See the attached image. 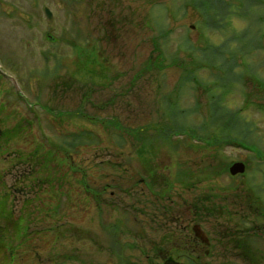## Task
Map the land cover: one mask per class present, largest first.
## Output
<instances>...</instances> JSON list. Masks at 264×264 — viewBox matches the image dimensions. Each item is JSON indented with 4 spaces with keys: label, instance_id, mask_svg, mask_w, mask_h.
Instances as JSON below:
<instances>
[{
    "label": "rangeland",
    "instance_id": "1",
    "mask_svg": "<svg viewBox=\"0 0 264 264\" xmlns=\"http://www.w3.org/2000/svg\"><path fill=\"white\" fill-rule=\"evenodd\" d=\"M216 137L225 142L207 148ZM36 150L55 158L46 182ZM141 159L166 175L172 201L132 188ZM229 162L246 172L202 178ZM7 188H23L15 205L30 199L32 220L22 244L15 230L5 237L0 264H163L147 258L151 240L178 243L199 197L232 212L201 219L217 241L202 262L249 264L220 236L241 223L261 228L251 232L264 264V216L244 204L256 191L264 209V0H0V197ZM170 213L173 233L150 222ZM116 221L113 245L104 227Z\"/></svg>",
    "mask_w": 264,
    "mask_h": 264
},
{
    "label": "trees",
    "instance_id": "2",
    "mask_svg": "<svg viewBox=\"0 0 264 264\" xmlns=\"http://www.w3.org/2000/svg\"><path fill=\"white\" fill-rule=\"evenodd\" d=\"M206 5V4H205ZM204 5V6H205ZM80 50V49H79ZM88 50V49H86ZM80 54H83L85 56V52H81ZM160 55H162V53H160ZM161 63V62H160ZM154 64V63H153ZM19 130V125L16 126L15 128H13V130H5V132H10V139H12L15 136H18L17 132ZM225 140H223L222 138L216 137L214 139V141L211 142L210 147L206 146L209 149H212L213 147H215L216 145H221L222 143H224ZM235 143V142H234ZM50 153V152H49ZM47 153L45 156H42V154L39 152V150H36L32 156H36L37 158H39L40 160L43 158L45 161L44 162H40L39 166L43 163L44 166L43 168H40V174L42 175L41 178L43 181H47L49 180V177L52 175H50L51 173L54 174V171L51 172L50 171V167L48 166V164H50V161L52 159H55L54 157H50V154ZM19 152L18 156L19 158H23V154ZM36 157H31L30 159H26L25 161H28V163L30 164L32 161L35 163L37 161ZM71 155L69 154V152H64L63 153V159L59 162L58 161V167L62 168V166L66 163H69V161L71 160ZM18 159V158H17ZM16 159V160H17ZM20 159L19 162L22 160ZM143 162H145L143 159H141ZM146 166H148L149 164L147 162ZM232 165V162H229L228 164L224 165L223 169H218V167H215V169H212L211 167L208 169L210 171H207V174L205 176H203L202 178H206V179H210L212 178L214 175L215 176H219L220 174H222L223 172L225 173H229V167ZM34 167V166H33ZM46 167V171L44 170V168ZM209 167V166H208ZM150 169V168H149ZM29 170V168L27 169ZM151 170V169H150ZM43 171L48 172V174H43ZM149 171V170H148ZM28 172V171H27ZM27 172H23V175H26L25 173ZM150 174V173H147ZM45 175V178H43ZM55 175V174H54ZM208 175H212V176H208ZM189 178L193 179L194 174L191 173L190 175H188ZM18 183H21V177L18 176ZM32 178H34V176H32ZM150 178V176H149ZM201 178V179H202ZM163 179V180H162ZM165 179V175H159L157 176L156 173H153L151 180L153 181L154 184L157 185H165L168 186V182L169 180H164ZM199 179V180H201ZM162 180V181H161ZM17 181V180H16ZM30 183V181H28ZM44 182V183H45ZM163 182V183H162ZM191 182L186 181L184 183L185 184H190ZM30 188L32 187V184H29ZM192 185V184H191ZM23 188H17V190H10V189H6L5 193L2 195V197H0V249H2V247L4 246L5 243V239L7 240V238H5L6 236L8 237V233L11 230H15L16 234H17V242L19 243L18 245L22 244L24 241L27 240L28 235H29V222L32 220H29V214H26L28 212V210L31 208V203L32 201H30V199L28 200H24V206L22 207V209H20L19 214H18V210L17 207L15 205L16 201H19L17 198H23L25 193L24 190H22ZM228 191V189H223L222 191ZM103 191H99V197L101 195ZM252 192V193H250ZM155 194H160V192H153ZM21 195V196H20ZM28 195H30V193H27V197ZM211 195V194H210ZM260 194H258L256 191H248L247 192V197L245 196V206H248V209L250 211L253 210L254 213H257L258 216L263 217L264 216V209L262 208L261 210V198L259 196ZM215 196L219 197L220 195L217 193L215 194ZM209 197V196H207ZM251 197V198H250ZM211 199V198H209ZM203 201V198L199 197L197 199V201L194 204H198L196 205L197 209H196V213L197 215H199L200 219L203 217H208V215H217V214H228L227 212H229L230 210L225 209V207L223 205H220L218 207L215 208H202L203 206L200 204ZM34 202V201H33ZM199 206V207H198ZM49 212H55L56 213V217L58 216L59 212H60V206L57 208H53V209H49ZM204 215H202L203 213ZM231 212V211H230ZM232 213V212H231ZM206 215V216H205ZM243 223V222H242ZM264 227V226H263ZM261 228H259L258 226L252 225L248 228V227H243L242 224L240 223V225H238L236 228L232 227L230 230H225L223 232H221V236L224 238H231L234 237L236 235H238L239 239H238V243L237 244V249L238 251L243 250V253L241 254V252H238V254H233V255H237L238 257H240L243 261L249 263V264H258V256L260 255L259 252H256L255 245L254 242L256 240L255 237H252V232L255 231L257 232L258 230H260ZM264 229V228H263ZM107 233L110 237L113 238V245H117V236H118V230L120 231V228L118 225H110L109 227H106ZM237 230V232L234 233V231ZM28 231V232H27ZM252 231V232H251ZM56 238H60L57 234H56ZM115 238V239H114ZM255 238V239H254ZM258 241V240H257ZM245 244V246H244ZM17 249V246L15 247H8V255L10 257V254ZM113 249L115 250V247H113ZM175 251L172 252V254H177V248L174 247ZM154 256L153 257H149L150 260H153L155 258H160L162 255V251H160V247H154ZM11 251V252H10ZM164 255H162L163 257ZM167 258H171V259H180V258H185L187 259L191 264H203L202 263V259L201 257H196V256H185V255H169V257ZM166 259V258H165ZM11 262V260H10ZM11 264H13L11 262Z\"/></svg>",
    "mask_w": 264,
    "mask_h": 264
},
{
    "label": "flooded vegetation",
    "instance_id": "3",
    "mask_svg": "<svg viewBox=\"0 0 264 264\" xmlns=\"http://www.w3.org/2000/svg\"><path fill=\"white\" fill-rule=\"evenodd\" d=\"M148 173L150 174H147L146 177L148 178H142L140 181L144 182L146 181V186L155 191V187H157L159 189V191H161V195L162 197H158L159 194H156L155 195V198L156 199H163L164 197L168 198V196L165 194L166 192L164 191L165 187L166 186H163V185H157V184H154L153 181L151 180V177L153 175V173H158V171H148ZM182 174V172H181ZM150 176V178H149ZM157 176H159L157 174ZM179 176V172H178V175ZM177 182H179V184H181L180 180L177 179ZM163 183V182H162ZM137 182L134 183V185H136ZM161 201V200H160ZM157 205V203H156ZM162 211L163 209L166 210L167 213L170 212L171 208H165L164 205L161 207ZM196 204H192L191 205V215H190V218L187 220V223H184V224H181L179 225L178 222L180 220V217L177 216L176 218L171 217L173 214L170 213L168 215H166V218H171L172 219V222L176 223L179 225V228L181 229V232H180V241L177 245H171L170 248H164L163 246H159L157 245V247H160V251H162V254L163 255H166V256H169V255H185V256H198V255H201V254H204L206 256H210L211 254H213V251L216 250V245L215 243H217V241H214V237H210L209 240H210V244H206V243H203L201 240H199V238H196L194 232H193V227L197 224L196 222V217H197V213H196ZM154 217V215L152 216ZM156 218V217H154ZM153 219V218H152ZM173 228H168V230L171 232ZM238 239L239 237L238 236H234V237H231V238H227L228 242H229V245H231V254H238V252H241V254L243 253V250L241 251H238L237 249V244L238 243ZM222 240V239H221ZM214 245V246H213ZM245 246V244H244ZM174 247L177 248V254H172L173 251H175ZM216 253V252H215Z\"/></svg>",
    "mask_w": 264,
    "mask_h": 264
},
{
    "label": "water",
    "instance_id": "4",
    "mask_svg": "<svg viewBox=\"0 0 264 264\" xmlns=\"http://www.w3.org/2000/svg\"><path fill=\"white\" fill-rule=\"evenodd\" d=\"M45 14H46L48 20L51 22L53 15H52V12L50 11V9L46 8ZM245 169H246V166L243 162H236L230 167V172L232 175H237L240 173H244ZM194 230H195V233L198 237H200L203 241L206 240V235L199 226H196L194 228ZM165 264H181V263L166 262Z\"/></svg>",
    "mask_w": 264,
    "mask_h": 264
}]
</instances>
